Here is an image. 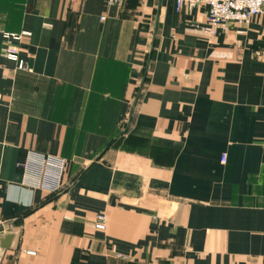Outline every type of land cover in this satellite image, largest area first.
I'll return each mask as SVG.
<instances>
[{"label":"crops","instance_id":"obj_1","mask_svg":"<svg viewBox=\"0 0 264 264\" xmlns=\"http://www.w3.org/2000/svg\"><path fill=\"white\" fill-rule=\"evenodd\" d=\"M206 12L0 0V264H264V16ZM29 151L66 160L60 193Z\"/></svg>","mask_w":264,"mask_h":264},{"label":"built area","instance_id":"obj_2","mask_svg":"<svg viewBox=\"0 0 264 264\" xmlns=\"http://www.w3.org/2000/svg\"><path fill=\"white\" fill-rule=\"evenodd\" d=\"M126 0H106L107 5H118ZM183 6L194 8L202 6L207 9L206 24L201 30L209 35L216 34L217 30L224 29L227 25H243L252 18L264 16V0H175L177 12ZM30 34L23 32L19 35H4L7 40L19 42L22 37H29ZM4 57L16 62L19 70L25 69L22 61L18 59V49L12 44H6ZM226 156H221V163H225ZM67 162L65 159L45 156L34 152H27L17 162V169L22 173L24 184L31 188L45 190L51 194H58L63 188V178ZM94 228L104 231L106 218L98 215ZM33 255L32 252H26Z\"/></svg>","mask_w":264,"mask_h":264},{"label":"water","instance_id":"obj_3","mask_svg":"<svg viewBox=\"0 0 264 264\" xmlns=\"http://www.w3.org/2000/svg\"><path fill=\"white\" fill-rule=\"evenodd\" d=\"M155 33H156V26H155V28H154L153 39H154V37H155ZM153 39H152V40H153ZM12 239H13L12 235H7V236H5V237L3 238L1 244H0L1 249H3V250H7V249H9V248H10V245H11V241H12Z\"/></svg>","mask_w":264,"mask_h":264}]
</instances>
